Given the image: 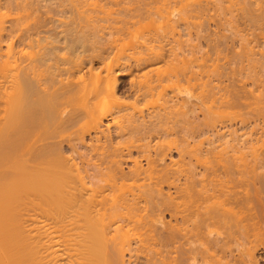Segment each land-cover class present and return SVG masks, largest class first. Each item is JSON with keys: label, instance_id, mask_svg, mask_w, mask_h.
Wrapping results in <instances>:
<instances>
[{"label": "bare ground", "instance_id": "bare-ground-1", "mask_svg": "<svg viewBox=\"0 0 264 264\" xmlns=\"http://www.w3.org/2000/svg\"><path fill=\"white\" fill-rule=\"evenodd\" d=\"M88 1L90 0H0V264H198L200 258L196 257L197 251L205 245L206 252L202 249L204 255L201 250L202 256L199 253L202 261L200 262L203 264H261L258 249L264 245V233L261 231L263 229H260L264 226L259 224H264V214H261V209L259 215L262 220L259 218L257 221L260 228L257 227L259 229L256 231L255 223L258 218L252 220L247 213L259 200L253 199L252 202L246 192H242L246 193V198L240 197L241 192L238 191L239 187L242 189L243 184L245 189L249 184L244 183L245 179H242L243 181L237 182L239 186L232 181L235 184L233 185L230 179L234 174L230 181L216 178L218 175L214 172L217 166L214 167V164L217 159L211 158L222 156L215 152V146L201 153L197 150V153H193L194 150L190 152L191 148L186 151L190 145L189 140H195L197 137L196 126L191 125L195 119L192 120L193 117L190 116L197 114L198 108H206L207 114L202 110L205 111V123L201 122L218 135L220 130L223 131L227 127L218 130L217 120L220 118L216 117H223V106L227 105L228 108V105L232 104L227 100L216 105L219 99L223 98L216 97L218 85H214L216 83L212 82L213 78H208L212 81L201 82L202 77L195 72L194 64H197L195 61L198 59H195L197 52L194 49L197 46L187 45L191 48V52L188 50L187 59L188 52L186 55L187 50L183 49L186 45H183L189 44V40L194 38L191 37L193 32L189 31L192 25L194 28L197 24L198 30L199 27L203 29L204 26L200 24L204 25L203 21L206 20L203 19L207 16L206 13L210 12L211 4L216 11L218 9L226 13L229 10L230 15L232 8L237 4L238 11H244L245 17L249 14L250 19L247 18L250 21L255 20L261 24L264 21V0H171L174 3L158 0L160 4L153 1L156 5L150 0V5L159 8L152 9L156 16L149 15L152 11L143 13V7H138L141 10L139 11L134 6L137 13L139 11L140 15L150 17L149 20L145 17L146 23L139 18V28L135 25L134 32L131 28L126 29L129 28V23L131 27V22L135 19L132 18L131 21L130 17L134 14L128 13L127 6L128 26L124 22V30H127L124 33L127 34L130 30L128 34L130 33L131 37L127 34L126 37H130L129 40L126 39L127 44L119 46L114 58L113 55L111 57L113 53L108 52L110 44H102L96 38L104 23L99 25V20H93L95 17L87 19V13L86 16L83 14L88 12L84 10V7L91 3H87ZM99 1L93 0L92 6L102 4L103 0ZM106 1H109V6L110 0ZM140 2L143 4L144 1ZM255 3L259 8L254 6ZM150 5L146 7L144 3L143 6L148 8ZM52 6H57L55 9L69 8L57 11L60 18L61 15L66 17L68 14L70 15L65 19L71 18L70 22H63L68 25V28L63 25L67 35L65 43L72 42L71 45L69 43L68 57L61 55V52L65 55L66 53L59 45V35H53L52 17L48 22V17L45 18L41 10L45 8L47 11L46 7L52 9ZM92 6L89 10H95ZM252 6L255 10L251 9ZM81 7L84 8L82 12ZM100 7L101 5L97 8ZM147 10L145 9V12L150 11ZM256 10H259V13ZM80 12L83 15H80ZM48 13L49 11L45 14ZM80 17L84 25L80 23ZM27 18H31L33 22L25 23ZM123 18L125 17H122V21ZM103 19L108 21L106 17ZM112 20L115 21L116 18ZM121 20L119 19L120 22ZM120 22L118 24L123 23ZM230 23L232 24V21ZM112 25H115V22ZM117 27L115 29L118 30L120 26ZM193 28L191 29L194 31ZM184 30L189 33L186 35L191 37L185 43ZM109 33L111 37L115 36L114 32ZM121 36L120 33L118 38ZM188 36L186 37L189 38ZM70 37L72 41L68 39ZM112 41L114 45L116 39L110 42ZM86 47L90 49L87 50ZM79 48L91 54L84 55V51L83 54L77 53ZM253 50L252 46L251 49L247 48V55ZM254 54L250 56L253 58ZM96 60L101 61V70L94 72L91 67L88 73H83L84 66ZM161 63L166 65L164 69L158 66ZM198 66L197 64V68ZM133 67L142 71L141 74L137 73V80L131 77L128 88L133 100L127 102L119 93V77L133 72ZM253 71L256 72L255 69ZM222 72L217 76L215 74L216 81H219L217 77L220 80L224 78ZM2 80L4 82H1ZM258 80L260 81L255 79ZM199 81L203 84H199ZM261 84L262 80L260 86L257 84L262 87L257 94L254 93L255 90L250 92L256 103L260 104V108L256 107L257 110L264 112V83L262 86ZM233 91L236 101L244 98L237 96L239 92ZM181 102L190 105V116L188 110H182L184 117H181L182 111L177 109L181 107ZM261 115L264 117V114ZM229 116L228 111V120ZM222 121L226 119L223 118ZM183 123H187V127L183 126ZM226 132L227 130L223 131L219 139L229 138L225 135ZM239 136L237 137L235 132L233 138H229L231 141L227 140L226 143H236ZM173 137L178 139L173 140ZM161 141L163 143H160ZM240 141L242 142V139ZM64 144H68V152L64 150L63 147H67ZM173 149H177L176 152L185 149L186 152L182 154L190 152L189 156L195 158L199 166L192 170V165L189 167V158L187 163L181 155L182 159L177 161V168H180L176 171L172 170L174 167L170 169L172 162H176L171 160L170 167L167 164L169 159L173 158ZM228 155L230 157V154ZM229 157L227 159L231 158ZM220 159V167L231 169L232 162L229 166L226 158ZM248 161L247 158L241 157L240 162H235L232 169L240 172L238 175L249 169L253 172L256 169L253 167L255 164L252 165ZM129 163L130 167L126 170L124 166ZM177 171L184 173L183 183L181 178H178ZM252 174L255 176L257 172ZM258 177L264 186V178ZM172 189L175 194L170 192ZM260 191L264 192V189ZM256 195H253L254 198ZM142 202L151 206V210L142 209ZM251 202L254 203L252 206ZM260 202H257V205ZM144 211L146 214H142ZM166 212L170 213L169 222L165 220ZM172 219L176 224H172ZM155 245H161L164 250L156 247L159 251L154 252ZM218 251L230 259L223 262V255H218L221 259L215 256Z\"/></svg>", "mask_w": 264, "mask_h": 264}, {"label": "rangeland", "instance_id": "rangeland-1", "mask_svg": "<svg viewBox=\"0 0 264 264\" xmlns=\"http://www.w3.org/2000/svg\"><path fill=\"white\" fill-rule=\"evenodd\" d=\"M92 1L93 0H90V1H88L87 3H89V2H91V3H89V4H91V5H89L88 4V6L86 7L85 5V9L83 8V7H81L80 8V11L82 12L83 10L82 9H84L85 11L86 10H88V12H85V13H83L85 16H86V13H87V17H85V18H87V19H90V18H92V17H95V18H93V20L94 19H96V22H99V23H97V24H99V25H101V24H103L101 27H103V29H104V31H103V29L101 30L100 28H99V34H97V36H96V38H97V40L98 41H100V42H102V44H103V42H104V44H105V42L106 43H109L110 45H111V47H110V45L108 46V52H109V54L110 53H113V54H111V57H112V55H113V57L112 58H114V55H115V53H116V51L118 50V48H120L119 46H121V45H123V43H125V44H127L126 43V39H128L129 40V38L131 37L129 34H128V32L130 31V30H128V32H127V34H128V36H130V37H126L127 36V34L126 33H124V32H126L127 30L126 29H132L133 30V27L135 26V25H137V27H138V25H140V20H139V18H141V20H145V17H147V16H145L144 17V15L142 14V15H140V12L139 11H141V10H139V8L140 7H143L142 9H144V12L143 13H149V12H151L152 11V9L153 8H155V6L154 5H156V4H160V0L158 1H156V0H112V2H111V0H110V4H108L109 6H107V2L109 3V1H106V0H103V2H102V4L104 3V4H106L105 6L104 5H102L101 3H100V5H101V7H100V9H98L99 8V6L96 4V7H93L92 6ZM95 1V0H94ZM100 1H102V0H100ZM99 1V2H100ZM104 1H106V2H104ZM119 1V2H118ZM121 1H122V3H121ZM128 1H130V2H128ZM133 3H132V2ZM140 1H144L143 2V4H142V2H140ZM145 1H147V2H145ZM156 3V2H159V3H156V4H154V2ZM162 1H167V0H162ZM174 1V0H173ZM173 1H169L168 0V3L170 2V3H174ZM177 0H175V2H176ZM212 1V0H211ZM217 2L218 0H214L213 2ZM257 1V0H256ZM255 1V2H256ZM263 1V0H262ZM58 2H59V0H58ZM58 2H56V3H58ZM115 2H116V4H115ZM120 3V4H118V3ZM149 2H151L152 4H154L153 6L152 5H150L151 3H149ZM251 2H254V0H251ZM86 3V4H87ZM97 3V2H96ZM144 3H145V6L147 7L148 5H150L149 7H151L152 6V8H146L145 6H143L144 5ZM149 3V4H148ZM163 3V2H162ZM238 3V2H237ZM59 4V3H58ZM93 4H94V2H93ZM240 4V3H239ZM54 5H57V4H54ZM121 5V6H120ZM130 5V6H129ZM133 5V6H132ZM139 5V6H138ZM92 6V8L93 9H95V10H89V7H91ZM94 6H95V4H94ZM119 6V7H118ZM128 6V7H127ZM139 10L138 11V13H137V10H136V8ZM159 6V5H158ZM214 5L213 4H211L210 5V7H211V10H210V12H208V13H206V19L204 18L203 20H206V21H203V22H205L204 23V25L203 24H200V25H202V26H204L203 27V29H202V27H199V30H198V26L196 27V25H194L195 27L193 28V25H192V27L191 28H193L194 29V31L190 28V30L189 31H191V32H193L192 33V36L191 37H194L193 38V40L195 41H193L192 39H191V37L190 36H188L189 35V33L188 32H185V30H184V32L183 33H185L184 35V37H183V39H184V42L183 43H185L186 41H187V39H191L192 41H193V44L191 43V40H189L190 42H189V44H184L183 46H185L183 49H185V50H187L186 51V55H187V52H188V50H189V52H191L190 51V47L188 46L187 47V45H196L197 47H196V49H199V50H196V49H194V51L195 52H197V53H195V59H198V60H196L195 61V63H197L199 66H198V68H197V64H194V65H196V71L195 72H197L199 75L198 76H201L202 77V80H201V82L203 81V83H205V81H207V82H209L212 78V82L214 83H216V84H214V85H218V88H217V90L215 91L216 92V97L219 99V98H221V97H223L222 99H219V101L216 103V105L218 104V105H220L223 101H225V102H227V100L228 101H230V103L232 104V106H235V108L234 107H232V106H230V105H228V108H227V105L226 106H223V111L225 112V113H223L222 112V110L220 109V113L222 112L224 115H223V117L222 116H217L216 118L218 119V118H220V120H217L216 122L218 123V130H220V129H223L224 127H227V128H229V129H227V128H224L223 129V131H226L227 130V132H226V134L225 135H227L230 139H232L233 137L232 136H234V134H235V132H236V135H237V137L239 136V141H237L236 143L235 142H231V144L233 145V147L232 146H230L231 144H227L226 143V141L227 140H229V141H231L229 138H227V139H224L223 140V138L221 137V139H219V135H221V133H223V131L222 130H220V132L218 133V135H217V133H213L212 131H211V128L210 127H208V126H204V125H206V124H204L205 122V116H204V113H205V111H206V114H207V110H206V108H203L205 111H202L203 109L202 108H198V111L196 110V112H197V114L195 113V114H193V115H191L190 113H189V106L187 105V104H185V103H183V102H181L182 104L181 105H179V106H181L180 108H177V109H180L179 110V112H181L182 110H186L185 112H187V110H188V116H190V118H192L193 117V119L192 120H194L195 119V121H196V123H194L195 121H192L193 122V124H191V125H193L194 127L196 126V130H197V133H196V135H197V137H196V139L194 140H189L190 141V145H191V147H190V145L187 147L186 145H185V147H187L186 148V151H188L190 148H191V150H190V152H192L193 150V153H195V151L197 150V151H200V153L201 152H203V150L206 152V149L207 150H209V149H212V148H214V146L216 147V149H215V152L218 154H220L222 157H220V158H228L229 157V155L228 154H230V157L232 158H230V159H227V162L229 163L228 165L229 166H231V162L233 163L232 164V166H231V169H232V167H234V163L235 162H240V159H241V157H244V158H247L249 161V163H251L252 165L253 164H255L253 167H255L256 169H254V170H256V171H254L253 170V172H254V174H256V172H257V174L254 176L252 173L253 172H251L250 171V169L248 170L249 171V173H248V171H246L245 170V172H241L242 174V176L241 175H238L239 173H238V171L234 168V169H232L233 170V172L231 171V169H226L225 167H223L222 168V166L220 167V165H222L221 163L222 162H219V157L218 156H216V157H214V156H212V158L211 159H214L215 158V160L217 161H214V162H216L215 164H214V167L215 166H217V167H215V171L216 172H214L215 173V175H218V176H216V178L217 179H222V180H225V181H228L230 178H232V179H230L231 180V183L233 184V185H235L237 182L239 183V182H241V181H239V180H244L245 179V181H244V183L245 182H247V184H249V186L248 185H246V189L244 188L245 187V185L243 184L242 186V189L239 187V189H238V191L239 192H241V195H240V197L242 196L243 198L245 197L246 198V193H248V198H250V200L252 201L253 199L254 200H259V201H261L260 203H259V205H257V202H259V201H257V202H255L256 204H254V203H252V202H254V200L251 202L252 204H251V206L253 205V209H252V207H250L249 208V211H248V209H246L247 211H248V213H247V215H250V217L249 218H251L252 217V220H256L257 218V220H256V223H255V221H254V223H255V226H256V231H258L257 229H259L260 228V226L262 225V226H264V224H262V222L258 225L257 223V221L259 220V218H260V220H262L261 219V215H259L260 214V211H261V209H262V215L264 214L263 212V209H264V195H263V193L264 192H262V191H260V190H263L264 189V186L262 185L263 183H261L262 182V180L260 179H257V177L260 175V177H258V178H261V177H263L264 178V117L261 115V114H264V112H259L261 109H259V110H257L258 108H260L259 106H260V104L258 105L257 103H256V101L253 99V95L251 96V92H254V90H255V92L254 93H256V92H259V88L260 89H262V87H258L257 86V84L260 86V81L262 80V84L264 83V21L261 23V24H258V22H256L255 20H252V21H250L249 19H250V17H249V14L247 15V14H245V15H247L246 17L244 16V11H243V13H242V11H241V9H240V11H238V7H237V4H236V8L234 7V8H232V15H230L229 13H228V11L229 10H227V12L225 13V12H220V11H218V9H217V11H216V9L215 8H212ZM254 6H257V4L255 3V5ZM254 6H252L253 8H254ZM49 7V6H48ZM48 7H46L47 8V11H49V13L46 15L45 13H47V11L45 10V8L43 9H41L44 13H43V16L45 17V18H47V21H48V19L49 18H51L52 17V26H51V28L53 29V35H57L58 36V38L60 39H57V40H59L60 42H61V44H59L61 47H62V49H63V51H64V53H66V55L67 54H69L70 52H69V43H70V45H71V43L72 42H68V43H65V41H67L66 39V37H67V35H66V33H65V27H67L68 28V25L66 26L63 22H64V20L66 21V20H68V19H65V18H67L68 17V15H70V14H68V15H66V17H64V15H61V18H60V14L58 15L57 14V11H58V9L60 10V9H62V10H65V9H69V8H63V7H59L57 10L55 9V7H57V6H52L53 8L52 9H49ZM98 7V8H97ZM112 7H113V9H112ZM128 8V10H129V12H128V10H127V8ZM139 7V8H138ZM145 7V8H144ZM161 7V6H160ZM51 8V7H50ZM92 8H90V9H92ZM135 8V9H134ZM239 8H241V6L239 7ZM253 8H251L252 10H255V8L253 9ZM257 8H259L258 6H257ZM256 8V9H257ZM96 9H97V11H96ZM103 10V12H102V10ZM110 9H112V11H114V12H116V13H113ZM115 9V10H114ZM116 9H117V11H116ZM124 9L126 10V11H124ZM133 9H134V12L135 13H137V14H135L134 12H132L133 11ZM145 9L147 10H150V11H148V12H145ZM155 9H159V8H155ZM213 9V10H212ZM40 10V11H41ZM50 10H53V11H55V12H53V11H50ZM61 10V11H62ZM101 12H100V11ZM109 10V11H108ZM122 10V11H121ZM136 10V11H135ZM154 10V9H153ZM236 10V11H235ZM41 11V12H42ZM46 11V12H45ZM96 11V12H95ZM111 11V12H110ZM119 11V12H118ZM124 11V12H123ZM156 11V10H155ZM238 11V12H237ZM257 11V13H259V10H256ZM255 11V12H256ZM80 12V15H83L82 13ZM92 12V13H91ZM97 12H100V14H98ZM106 12H107V14H106ZM110 12V13H109ZM123 12V13H122ZM126 12H128L129 14H134V15H138L137 17L136 16H134V15H132L130 18L132 19H136L137 18V21H136V23H134V21H135V19H134V21H133V19L131 20V21H133V22H131V27H130V23H129V28L128 27H126L125 26V23L124 22H126L127 21V15H129L128 13H126ZM212 12V13H211ZM221 13V14H219V13ZM51 13V14H50ZM89 13H90V15H89ZM125 13V14H124ZM214 13V15H211V14H213ZM93 14V15H92ZM97 14V15H96ZM111 14V15H110ZM151 14V15H150ZM156 16V14L154 13V11H152V13H149V15L150 16H152V17H154V15ZM220 15V17H219V15ZM50 15V16H49ZM57 15V16H56ZM80 15H78V17L80 16ZM113 15V16H112ZM119 15V17H117ZM120 15H121V18H120ZM139 15H140V17H139ZM213 16V17H211V16ZM216 15V16H215ZM223 15V17H221ZM54 16H56L55 18H54ZM96 16H98V17H96ZM103 16V17H102ZM112 16V17H111ZM144 17V19H142L143 17ZM208 16H210V18L208 17ZM227 17V18H224V17ZM244 16V17H243ZM64 17V18H63ZM99 17H101V19L99 18ZM107 18L108 19V21H106V19H105V21L107 22H105L104 21V19L102 20V18ZM122 17H125V18H123V20L124 21H122L121 19H122ZM149 17V16H148ZM146 18L147 20H149V18ZM219 17V18H218ZM247 17H249V19L247 18ZM56 18H57V21H56ZM63 18V19H62ZM81 18V21L83 22V20H82V17H80ZM85 18H84V21H85ZM113 18H116V20L114 21V20H112ZM129 18V17H128ZM130 18H129V20H130ZM210 20H209V19ZM212 18V19H211ZM214 18V19H213ZM217 18V19H216ZM245 18V19H244ZM79 19V18H78ZM87 19H86V21H87ZM110 19V20H109ZM118 19V20H117ZM119 19L121 20V22L119 21ZM226 19H230V21H232V24L230 23V21H225ZM252 19V18H251ZM26 20H28V22L26 21ZM32 19L30 18V20L27 18V19H25V23H32L33 22V20L31 21ZM69 20H71V18L69 19ZM68 20V21H69ZM92 20V19H91ZM99 20V21H98ZM147 20H145V21H143V22H147ZM221 20V21H220ZM224 20V21H223ZM240 20L242 21V22H240ZM56 21V22H55ZM60 21H62L61 23H60ZM78 21V20H77ZM79 21H80V19H79ZM80 21V23L81 24H83L84 25V22L82 23ZM116 21H117V23H116ZM223 21V22H222ZM49 22V21H48ZM58 22H59V24H58ZM70 22V21H69ZM103 22V23H102ZM109 22V23H108ZM115 22V25H116V27L118 26H120V28L118 29L119 30V32H118V30L117 29H115L116 27H114L115 25H112L113 23ZM118 22H120V23H122V24H118ZM128 22V21H127ZM126 22V23H127ZM130 22V21H129ZM202 22V23H203ZM238 22V23H237ZM240 22V23H239ZM56 23V24H55ZM134 23V24H133ZM144 23V24H145ZM225 23H226V25H225ZM230 23V24H229ZM50 24V23H49ZM57 24H58V27H57ZM62 24V25H61ZM118 24V25H117ZM224 24V25H223ZM242 24V25H241ZM51 25V24H50ZM63 25H65V27H63ZM82 25V26H83ZM106 25V26H105ZM110 25V26H109ZM121 25H122V31H121ZM127 26H128V23L126 24ZM240 25V26H239ZM262 27H261V26ZM56 28H55V27ZM85 26H86V23H85ZM233 26V27H232ZM62 27V28H61ZM111 27V28H110ZM117 27V28H118ZM124 27H126V31L124 30ZM136 27V26H135ZM67 28H66V30H67ZM139 28V27H138ZM195 28H196V31H195ZM234 29V30H233ZM237 29V30H236ZM241 29V30H240ZM58 30V31H57ZM101 30V31H100ZM124 30V31H123ZM131 30V31H132ZM202 30V31H201ZM238 30H240V31H238ZM109 31L110 32H114V35L115 36H113V37H111V33H109ZM115 31H116V34H115ZM135 31V28H134V30H133V32ZM187 31V30H186ZM57 32V33H56ZM100 32H101V34H100ZM103 32V33H102ZM195 32L197 33V34H195ZM52 33V32H51ZM61 33V34H60ZM120 33L122 34V36H124L123 38L125 39H123V41H122V39H121V37L120 38H118L119 37V35H120ZM199 33V34H198ZM63 34V35H62ZM117 34H119L117 37H116V35ZM126 34V35H125ZM186 34H188V35H186ZM108 35H110V37L108 36ZM245 37H244V36ZM44 36V35H43ZM57 36H55V37H57ZM65 37V40H64V37ZM70 35H68V37H69ZM186 36H188L189 38H187ZM186 37V38H185ZM243 37V38H242ZM106 38V39H105ZM114 38L116 39V41H115V43H114V45H113V41H112V43L110 42L111 40H114ZM117 38L119 39L118 41L121 43V41H122V43L120 44V43H118V41H117ZM69 40L71 39V37L70 38H68ZM72 39H73V37H72ZM105 39V40H104ZM109 39H110V41H109ZM120 39H121V41H120ZM245 39V40H244ZM62 40V41H61ZM68 40V41H69ZM127 40V41H128ZM131 40V39H130ZM182 40V39H181ZM70 41H72V40H70ZM242 41V42H241ZM245 41V42H244ZM63 42V43H62ZM116 42H117V44H116ZM129 42V41H128ZM188 42V41H187ZM74 43V42H73ZM196 43V44H195ZM239 43V44H238ZM120 44V45H119ZM241 44V45H240ZM246 45V48H245V45ZM248 44H249V46H248ZM114 47H113V46ZM115 45H116V49H115ZM241 46V47H240ZM248 46V47H247ZM251 46H252V50H253V52H251V54L250 55H252V54H254V51L256 52V54H254L253 55V58H252V56H250L249 54V56L247 55V53H246V51H247V48H249V49H251ZM60 47V48H61ZM88 47V46H87ZM86 47V49L87 50H89L88 48ZM91 47V46H90ZM242 47H244V48H242ZM257 48V49H256ZM80 49V48H79ZM79 49H77V53H81L82 51H84L83 49H80V51H79ZM113 49V50H112ZM243 49V50H242ZM242 50V51H241ZM88 52V51H87ZM189 52H188V58L187 59H189ZM248 52V51H247ZM259 53H261V54H259ZM82 54H83V52H82ZM89 54H91V52H88V54L84 51V55H89ZM109 54H107V56L109 57ZM61 55H64L65 57H68L69 55H65V54H63V52H61ZM184 55H185V53H184ZM263 55V56H262ZM110 57V58H111ZM191 57V56H190ZM198 57V58H197ZM249 57H250V60L252 61V63H251V61L249 60ZM262 57V58H261ZM111 58V59H112ZM248 58V59H247ZM253 60H252V59ZM239 59H241V60H239ZM249 60V61H247V60ZM257 59V60H256ZM260 59V60H259ZM254 60L256 61V62H254ZM240 62V63H239ZM260 63V64H259ZM93 64H94V66H93ZM249 64L251 65V66H249ZM256 64H258L257 66H256ZM91 65V66H90ZM217 65V66H216ZM87 66V67H86ZM86 66H84L85 67V71L83 70V73L84 72H86V73H88V70H89V68H94V72H99L100 70H101V67H102V64H101V61H99V60H96V61H94L93 63H89V64H86ZM159 67L161 66V69H164L165 67H166V65L164 64V63H161L160 65H158ZM162 66H163V68H162ZM165 66V67H164ZM213 66V67H212ZM240 66V67H239ZM253 66V67H252ZM223 67H225V68H223ZM135 68V69H134ZM256 70V72L255 71H253L254 69ZM133 70H131V71H133V72H129V74H126L125 76L124 75H122V76H120L119 77V93H120V95H121V97H122V99L124 98V100L125 101H129V102H132V100H133V98L131 99V97H130V90H129V83L131 82V80H132V78L131 77H134V79H138L136 76H137V73H139V74H141L140 72L142 71L141 69H139V70H136V67H133L132 68ZM138 69V68H137ZM228 69V70H227ZM247 69H249V70H247ZM218 70H220V71H218ZM236 70V71H235ZM137 71V72H136ZM223 71V72H222ZM232 71V72H231ZM238 71V72H237ZM249 71H251V72H249ZM136 72V73H135ZM200 72V73H199ZM224 73L223 75H224V78H222L221 80H223V82L220 80V78L219 77H217V79H219V81L217 80L216 81V78L214 77L215 76V74H216V76L217 75H219L220 73ZM82 72H81V74H83ZM131 73V74H130ZM247 73V74H246ZM250 73V74H249ZM259 73V74H258ZM81 74H79V76L81 75ZM252 74H254V75H252ZM131 75V76H130ZM133 75V76H132ZM225 75H227V77H225ZM247 75V76H246ZM258 77H257V76ZM124 76V77H123ZM242 76V77H241ZM254 76V77H253ZM204 77V78H203ZM244 77V78H243ZM255 77H257V78H255ZM260 77V78H259ZM131 78V79H130ZM208 78H211V79H208ZM201 79V78H200ZM242 79V80H241ZM255 79L257 80V79H260V81L258 80V81H255ZM129 81V82H128ZM229 81V82H228ZM233 81V82H232ZM245 81V82H244ZM1 82H4V80H2ZM200 81H199V84H203V83H201ZM218 82H219V84H218ZM222 82V83H221ZM212 83V84H213ZM221 83V84H220ZM240 84V85H239ZM242 84V85H241ZM244 84H245V86H244ZM262 84H261V86H262ZM229 85V86H228ZM233 85V86H232ZM220 86V87H219ZM256 86V87H255ZM201 87V86H200ZM225 87H226V89H225ZM227 87H229V89H227ZM243 87H244V89H243ZM248 87V88H247ZM258 87V88H257ZM264 87V86H263ZM245 89H246V91H245ZM227 90H228V92H227ZM234 90V91H233ZM242 90V91H241ZM245 92H244V91ZM247 90H248V92H250L251 90V92L250 93H248L247 92ZM258 90V91H257ZM219 91V93L217 94V92ZM232 91L233 92H239L238 93V95L237 96H241V98H243V99H238L237 101H236V96H235V94L233 93L232 94ZM247 92V93H246ZM236 93V94H237ZM241 93V94H240ZM130 94V95H129ZM247 94V95H246ZM257 94V93H256ZM226 95V96H225ZM247 97H246V96ZM132 96V95H131ZM232 96V97H231ZM235 96V99L233 98ZM224 97H226V98H224ZM228 97V98H227ZM230 97V98H229ZM248 97H249V99H248ZM251 97V98H250ZM233 98V99H232ZM131 100V101H130ZM222 100V101H221ZM233 100V101H232ZM243 100H246V101H248L249 100V102L247 103L246 101H243ZM235 102V103H234ZM251 102V103H250ZM243 104V105H242ZM206 105H208V104H206ZM238 105H239V107H238ZM231 108H230V107ZM244 106V107H243ZM245 106H246V108H245ZM256 107H258V108H256ZM149 108H150V106H149ZM226 108V109H225ZM230 108V109H229ZM253 108H255L256 109V111H255V109L253 110ZM234 111H233V110ZM151 110H153L152 109V107H151ZM200 110V111H199ZM184 111H182L180 114H182L181 115V117L183 118L184 116H183V114H184ZM203 113H202V112ZM228 111H229V115L231 116H229V120H228ZM257 112V113H256ZM222 113H221V115H222ZM226 113H227V115H226ZM239 113H240V116H239ZM259 113H261V114H259ZM203 114V115H202ZM186 117V118H188L189 119V117ZM196 116V117H195ZM227 116V117H226ZM237 116V117H236ZM258 116H260V117H258ZM262 116V117H261ZM223 118H224V120L226 119V121H222L223 120ZM231 118V119H230ZM191 121V120H190ZM204 122V123H202V122ZM225 123V124H224ZM185 124V125H184ZM194 124H197V125H194ZM204 124V125H203ZM223 126V124L225 125V126H221V125ZM228 124V125H227ZM183 126H185V127H187L186 125H187V123H183L182 124ZM230 125V126H229ZM190 126V125H189ZM203 127V129H201ZM205 127H206V129H205ZM208 127V128H207ZM222 127V128H221ZM200 128V129H199ZM210 128V129H209ZM199 129V130H198ZM211 131L212 132V134H210V132L209 131ZM231 130V132H229V131ZM188 131V130H187ZM202 131H203V134H202ZM196 132V131H195ZM200 132V133H199ZM205 132V133H204ZM208 132V133H207ZM234 134H233V133ZM188 133V132H187ZM190 133H192V132H190ZM232 133V134H231ZM238 133V134H237ZM199 134H200V136H199ZM215 134V135H214ZM201 135H203V136H201ZM205 135V136H204ZM208 136V138H207V136ZM230 135V136H229ZM232 135V136H231ZM245 135V136H244ZM216 136V137H215ZM218 136V137H217ZM242 136H243V138H242ZM201 137V138H200ZM225 137V136H224ZM174 138V137H173ZM185 138H187V136L185 137ZM218 138V139H217ZM175 139H178V138H174L173 140H175ZM240 139H242V142L240 141ZM243 139H246V140H248V141H245V140H243ZM251 139V140H250ZM205 140H207V141H209V143L207 142V141H205ZM214 140V142L212 143V141ZM220 140V141H219ZM200 142V143H198V142ZM205 141V142H204ZM244 141H245V143H244ZM211 142V143H210ZM219 142V143H218ZM247 142V143H246ZM249 142V143H248ZM160 143H163V141H161ZM195 143H197V145L195 144ZM243 143V145H241ZM210 144V145H209ZM222 144V145H221ZM237 144V145H236ZM246 144H247V146H246ZM252 146H251V145ZM64 145H66V144H64ZM68 145V144H67ZM66 145V146H67ZM200 145V147H198ZM218 147H217V146ZM254 145V146H253ZM193 146V147H192ZM223 148H222V147ZM234 146H235V148H234ZM262 146V147H261ZM69 146H67V147H63L64 148V150L65 151H69V148H68ZM185 147H183V148H185ZM219 147H221V148H219ZM194 148V149H193ZM234 149V150H232V149ZM249 148H250V150H249ZM254 150H252V149ZM255 148V149H254ZM182 149V148H181ZM181 149H179L180 151V153L179 152H176V150L175 149H173V151L171 152V155H173L172 157L173 158H171V159H169V161L167 162V164H168V166L171 164L170 162H172L171 160H173V161H176V162H172V166L170 167V169H172L173 167H174V169H172V170H175L176 171V169L178 170V168H180V167H178L177 168V166H179V164H177V161L178 162H180V160L182 159L181 157L183 156L184 158H185V162L187 161V163L189 162V164H190V166L189 167H191V165H192V170H195V168H196V166H199V164H198V162H196V160H195V158H193V157H190L189 156V153L190 152H187V153H185V154H182V153H184V152H186L185 151V149L184 150H181ZM199 149V150H198ZM201 149V150H200ZM218 149H220V150H218ZM228 149V150H227ZM262 149V150H261ZM197 151H196V153H197ZM223 153H222V152ZM227 153H226V152ZM241 151H243V152H241ZM246 151V152H245ZM251 151V152H250ZM262 151V152H261ZM173 153V154H172ZM215 153V154H216ZM222 153V154H221ZM226 153V154H225ZM258 153H259V155H258ZM262 153V154H261ZM180 154V155H179ZM216 154V155H217ZM218 154V155H219ZM233 154V155H232ZM246 156H244V155ZM252 154V156L250 157V155ZM182 155V156H181ZM184 155H187V156H184ZM223 155H225V156H223ZM235 155V156H234ZM262 155V157H259V156H261ZM241 156V157H240ZM256 156V157H255ZM252 158L253 157V159L251 160L250 158ZM189 158V159H188ZM192 160H191V159ZM259 158H261V159H263V160H261V159H259ZM189 161H188V160ZM239 159V160H238ZM255 159V160H254ZM257 159V160H256ZM89 160V159H88ZM87 160V161H88ZM221 161H222V159H220ZM233 160H235V161H233ZM238 160V161H237ZM193 161V162H192ZM223 161H224V159H223ZM257 161V162H256ZM260 161V162H259ZM225 162H226V160H225ZM176 163V165H174ZM194 163H196V164H194ZM258 163V164H257ZM80 164V163H79ZM130 165V163L129 164H127L126 166H124V168H126V170H127V167ZM181 165V164H180ZM259 165V166H258ZM86 166H87V164H86ZM194 166V167H193ZM257 166V167H256ZM85 167V166H84ZM88 167V166H87ZM130 167V166H129ZM252 167V168H253ZM89 169H91V167H88ZM181 168H182V165H181ZM194 168V169H193ZM200 168V167H199ZM237 168V167H236ZM202 169V168H201ZM217 169H218V171H217ZM223 169V170H222ZM225 171V172H224ZM230 171V172H229ZM181 171H177V175H178V178L180 177L181 178V180H182V183H183V180L185 179V175H184V173L183 172H181ZM236 172V173H235ZM183 173V175H181ZM217 173V174H216ZM251 173V174H250ZM234 174V175H233ZM236 174V175H235ZM248 174V175H247ZM250 174V175H249ZM177 175H175V176H177ZM226 175H227V177H226ZM233 175V176H232ZM252 175V176H251ZM232 176V177H231ZM234 176H236V177H234ZM244 176V177H243ZM245 176H246V178H245ZM251 176V177H250ZM226 177V178H225ZM242 177V178H241ZM248 177V178H247ZM228 179V180H227ZM234 179V180H233ZM235 179H237V180H235ZM255 179V180H254ZM229 180V181H230ZM242 180V181H243ZM254 180V181H253ZM256 180H257V182H256ZM259 180V181H258ZM235 183H233V182ZM181 182V181H180ZM250 182V183H249ZM260 182V183H259ZM231 183H229V185H231ZM237 183V184H238ZM255 183H257V184H259V185H255ZM262 185V186H261ZM238 186H239V184H238ZM252 186V187H251ZM259 186V187H258ZM260 188V189H259ZM166 190L168 191V189L166 188ZM165 190V191H166ZM245 190V191H244ZM249 192H248V191ZM255 190V191H254ZM258 190V191H257ZM166 191V192H167ZM253 191L255 192V193H253ZM260 191V192H259ZM170 192H172V194H175L174 192H175V190L174 189H172ZM242 192H246L245 194L244 193H242ZM259 194H258V193ZM261 193V194H260ZM243 194V195H242ZM251 195V197H249L250 195ZM256 194H258V195H256ZM245 195V196H244ZM256 195V197L255 198H257V199H255L254 198V196ZM263 196V197H262ZM262 197V198H261ZM262 203V204H261ZM143 205V206H142ZM142 205L140 204V206H141V208L142 209H146L147 210V208H148V210L150 209L151 210V206H149V205H146V204H143V202H142ZM261 205V206H260ZM263 205V206H262ZM255 206V207H254ZM263 207V208H262ZM250 210H251V212H250ZM167 214H165V220H167V222H169L170 220H171V217H169L170 216V213L169 212H166ZM142 214H146V211H144V212H142ZM255 215V216H254ZM260 216V217H259ZM172 221H173V219H172ZM172 224H176V222L175 221H173L172 222ZM257 227H259V228H257ZM260 229H263V230H261L262 231V233H264L263 231H264V227H262V228H260ZM260 231V230H259ZM264 243V242H263ZM153 246V245H152ZM262 246V247H261ZM260 247H259V249H258V255H259V258H260V262H261V264H264V258H263V256H264V245H261ZM155 247V250H154V252H156L157 250H156V247L158 248H160L159 250H164V248L162 249V246L161 245H158V246H154ZM154 247H152L153 249H154ZM202 247V248H201ZM200 247V250L202 251V249H203V251L205 250V249H207V247H206V245L203 247V246H201ZM199 249V248H198ZM158 250V251H159ZM200 250H198L197 251V255H196V257L197 258H200L199 259V263L198 264H203V263H201L202 261H201V256H202V254L204 255V252L201 254L200 253ZM205 252H206V250H205ZM219 252H220V254H219ZM201 254V256H200V254ZM221 251H218L217 252V254L215 255L216 257H218L219 259H221V255H223L222 257H224L225 259H224V261L223 262H225V261H227V260H229L230 258L228 257V256H226L224 253H222ZM206 255V254H205ZM218 255H220V256H218ZM128 256V255H127ZM126 256V259H128L129 258V256L127 257ZM261 256V257H260ZM223 259V258H222ZM263 259V260H262ZM201 261V262H200ZM222 261V260H221Z\"/></svg>", "mask_w": 264, "mask_h": 264}]
</instances>
